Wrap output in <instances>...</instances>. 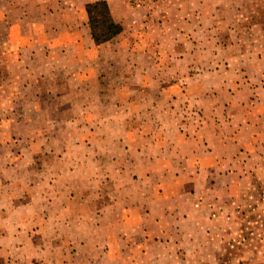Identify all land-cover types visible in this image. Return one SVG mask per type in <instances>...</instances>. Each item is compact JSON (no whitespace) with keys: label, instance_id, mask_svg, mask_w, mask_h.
I'll use <instances>...</instances> for the list:
<instances>
[{"label":"crops","instance_id":"0c3cea01","mask_svg":"<svg viewBox=\"0 0 264 264\" xmlns=\"http://www.w3.org/2000/svg\"><path fill=\"white\" fill-rule=\"evenodd\" d=\"M59 1L61 2H56L59 10L47 13L60 21L54 31L63 32L65 39L68 38L67 41L57 42L54 39L48 42L42 41L39 35L33 42L34 45L41 46L40 42L43 48L45 45L56 51L52 60L46 53H44L46 59L39 60L44 64V69H48L49 66L53 68V63L60 58L61 61L80 65L81 70L71 75L68 73L69 69L62 70L64 74L70 76L67 80L71 86L72 84H77L76 87L81 86V90H78V87L72 88L69 94L74 97L76 93L78 97L86 99L96 98L99 101L96 106L99 116H105V113L110 111L106 97H111V93L121 96L126 82L127 85L135 81L141 82V93H145L148 98H157L156 104H146L140 108L144 117L139 118L137 122L121 120L120 114L125 107L120 104L112 106L117 113L113 116L114 126L126 132L118 139L104 135L107 123L105 119H100L99 122L93 120L92 113L88 112L92 105L85 104L83 109L81 107L83 103L77 104V107L71 103L58 105L60 109L55 108L58 112L66 107L71 113L78 114L79 111L82 114L88 113L84 117L82 115L81 120L72 118L66 122V126H63L67 129L70 126L75 129L90 130V134L87 133L84 137L69 136L64 141L62 151L64 157L68 156L71 159L73 156L71 150L74 146L81 148L83 153L81 157L73 156L74 166L64 173L63 178H68L69 182L76 180L79 159L82 165L94 166L93 172L87 174L84 186L76 184V188L70 192L69 200L76 199L78 197L76 194H80V191L89 192L90 187H94L88 183L89 176L106 177L104 180L107 182L115 179L112 207L116 210V215L122 216L119 224L127 225L128 233L126 234L124 230L122 236H100L111 246L106 245L104 249L99 250L98 258L112 257L113 264H171L168 262L169 257L175 256L179 258L180 264H185L186 257L191 252L195 264H228L232 261L233 255L240 257L236 261L238 264H253L255 258L261 256L258 247L264 243V238L253 237L251 240L254 244L233 252L226 243L229 239L226 240L224 237L229 235V238L232 237L230 226L238 222L240 225L244 223L243 210H238L242 207L238 195L236 198L238 203L236 201L229 209L226 208L232 204V198L227 194L236 193L233 182L242 180L239 192L242 191L246 202L248 194L260 188V182H255V179L264 180V53H256V56H248L245 53L239 56L231 55L224 60L212 58L208 63L209 72L204 71L201 74L195 72L199 66L190 58L192 53L185 47L187 43L184 29L192 33L195 43L198 42L196 36L199 35L201 38L200 34L205 35L206 32L208 34L214 30L206 24L203 25L200 13H196V10L202 6L200 3L202 0H194L191 10L185 9L180 3L182 0H179L176 11L182 17H189V20L183 18L184 23L180 27L166 37L163 36L164 32L160 33V37L155 38V42L144 34L145 30L142 24L140 25L144 19L142 11L132 8L131 17L135 18L129 20V27L126 26L127 18L120 17L118 21L124 27L122 33L100 45L94 42L91 33L90 36L85 35L82 38L77 36L75 41L71 40L79 30L83 33L81 28L88 16L86 3L89 0H86L79 10H75L72 6L66 7L69 0ZM122 2L129 11L128 0ZM77 15L80 22L77 20ZM21 16H25V12ZM67 16L71 24L66 22ZM137 23L138 26H135ZM34 29L38 34L42 32L36 25ZM84 30H86L85 26ZM122 38L127 41L122 42ZM115 39L118 41L115 42ZM204 41L202 43L205 45L207 42ZM58 49L60 57L57 55ZM95 50L99 53L94 55ZM104 52L108 56H102ZM47 59L51 61L48 64ZM118 64L128 69V74L117 72L106 78L101 74L91 73L96 67L109 65L115 68ZM188 69H192L193 72L186 73ZM56 72L57 70L51 74V76L55 75V79ZM71 80L74 83H71ZM109 81L112 82L111 86H108ZM65 95L62 93L61 97L65 98ZM50 96H54V93ZM129 107L131 111L137 109ZM34 110L37 113H47L52 109L41 105ZM153 114L157 115L153 116ZM23 122L19 124H26ZM47 122V124L42 123L39 134H34L37 144L45 145L41 148L42 151H46L48 148L46 145L52 138L48 134L49 128L56 126L62 128L64 123L63 121L54 123L51 120ZM127 129L135 131L130 134ZM35 142L28 140V143ZM111 143L119 151L107 152L106 145ZM219 145L222 147L220 152ZM23 154L26 157V154ZM106 161L112 163L113 168L108 164L106 168ZM247 180L251 181V184H248ZM55 181V178L50 177L47 183L48 191H44L46 195L51 194L50 192H59V186L56 187L52 183ZM46 197L44 196V199ZM208 197L212 200H208ZM38 206L25 201L20 207L25 213L29 207L35 211ZM56 207L60 212L70 210L68 204H60ZM28 213L29 211L26 212ZM40 215H44L40 223L44 221L49 224H59L62 219V216L54 215L51 210ZM214 223L216 231L213 232L211 226ZM240 235L244 236L243 233ZM7 237L0 236V247H4ZM10 237L18 249L24 248L29 243L39 245L38 249L42 253L47 249L48 256H51L52 260L76 256L82 250L87 252L86 247L88 248L89 243L88 239L84 238L85 249L77 246L74 248L69 236H51L47 240L44 238L42 240L47 246L45 249L44 245L35 243L34 238L38 236ZM204 238L209 240L210 244L206 243ZM245 238L243 237L244 240ZM243 239L238 241L242 245L246 242V240L243 242ZM23 240L25 246L21 244ZM186 244L192 246L187 252L181 250ZM210 245L211 247H208ZM60 246H64V252H61ZM0 250L6 251V249ZM227 250L230 251L231 257L225 256L224 261L222 256ZM206 251L207 257L202 255ZM196 256H198L197 260ZM201 257L203 260L200 259ZM97 264L104 263L98 261Z\"/></svg>","mask_w":264,"mask_h":264},{"label":"rangeland","instance_id":"374dc122","mask_svg":"<svg viewBox=\"0 0 264 264\" xmlns=\"http://www.w3.org/2000/svg\"><path fill=\"white\" fill-rule=\"evenodd\" d=\"M57 1L61 2L59 0H0V236H8L5 238L4 247H0V249H6L3 252L0 250V264H97L98 261L104 264H113L112 257L100 256L103 257L102 259L98 257L99 250L104 249L106 245L111 246L100 236H122L124 230L126 234L128 233V226L119 224L122 216L116 215V210L112 207V192L115 187V179L107 182L104 180L106 177L96 178L89 176L88 183L94 187H90V191L85 193L79 189L81 193L76 194L78 197L74 200H69L70 192L76 188V184L84 186L87 179L86 176L93 172L94 166L82 165V161L79 159L80 165L76 167L78 172L76 180L73 179V182H69L68 178H63L64 173L74 166L73 156L81 157V153H83L81 148L74 146L71 150L73 153L71 159L68 156L64 157L62 152L64 141L69 136L84 137L87 133L90 134V130L75 129L68 125L67 129V127L63 126H66V122L72 118L81 120L82 115L84 117L88 113L82 114L80 111L78 114L71 113L66 107H63L64 109L58 112L55 108L60 109L58 105H70L71 103H74L76 107L77 104L81 105L82 103L81 107L85 104L92 105L88 112L92 113L91 117L93 120L99 122L100 119H105L107 123L104 135L108 138L118 139L126 132L114 126L113 116H116L117 113L112 106L120 104L125 107L123 113L120 114L121 120L137 122L139 118L144 117L140 110L142 106L157 103L156 97L148 98L145 93H141V82L135 81L129 85L126 82L125 87L122 88L124 93L121 96L111 93V97H106L110 111L105 113V116H99L96 109L99 101L96 98L89 97L86 99L78 97L76 93H74V97L69 94L72 88L78 87V90H81V86L78 85L76 87L77 84H72V87L67 80L70 76L64 74L62 70L69 69L68 73L70 75L79 72L81 68L78 63H68L65 60L61 61L60 58L53 63L54 69L51 66L48 69L43 68L44 64L39 62V60L41 58L46 59L44 53L52 60L56 51L45 45L43 48L40 42L41 46L34 45L35 37L40 35L39 38L47 42L52 39L57 42H66L68 39H65L63 32L57 33L54 31L56 24L60 21L47 13L48 11L55 12L59 10L56 6ZM85 1L69 0V3H66V7L72 6L75 10H79ZM107 1L117 21L120 17L127 18V27H129V20L131 21L135 18L131 17V9L142 11L144 19H142L140 25L142 24V28L145 30L144 34L150 36L153 42H155V38L158 39L160 37L162 32H164V37L173 33L176 28L184 23L183 18L189 20V17H182L176 11L179 0H140L139 6L136 0H128L129 11L122 2L124 0ZM180 3L185 9L191 10L194 0H182ZM200 3L202 6L196 10V13H200L201 23L214 30L208 34L206 31H202L206 33L205 35L200 34L202 39L199 35L198 37L196 36L198 38L196 44L193 36H191L192 33L184 29V38L187 43L185 47L192 53L190 58L194 59V62L198 63L199 66V69H194L195 72L200 74L204 71L209 72L210 65L208 63H210L209 59L212 58L224 60L225 57H230L231 55L239 56L245 53L248 56H256V53H264V0H202ZM23 12H25V16H21ZM66 18L68 19V16ZM77 20L80 22L79 15H77ZM66 22L72 23L69 19ZM88 24L87 16L86 20L83 21L86 30H84L83 26L81 28L83 33H80L79 30L73 35L71 40L75 41L80 36L81 38L85 35L90 36L91 32ZM138 24L135 26H138ZM34 25L42 30L40 34L35 32ZM205 29H207L206 26ZM117 41L115 39V42ZM126 41L127 39L123 40L122 38V42ZM203 41L207 43L204 45ZM57 51L59 52L57 55L60 57V50L58 49ZM95 53L96 50L93 54L95 55ZM101 55L104 57L108 56L106 52ZM87 58L89 59V57ZM49 61L47 59V64L51 62ZM92 69L94 68L92 67ZM50 70H52V73L57 70L56 79L55 75L51 76ZM117 72H126L128 74L129 70L119 64L115 68L104 65L96 67L91 73L94 75L101 74L103 77L109 78ZM185 72L192 73L193 70L188 69ZM71 83H74V81L71 80ZM111 84L112 82L109 81L108 86H111ZM48 93L50 95L54 93V96H50ZM62 93L66 94L65 98L61 97ZM167 102L169 103L170 101L168 100ZM41 105L52 110L47 113H37L34 108H40ZM129 106L137 108L136 111L135 109L131 111ZM50 120L54 123L61 121L64 123H62V128L57 126L49 128L48 134L52 138L51 140L49 139L48 145H46L48 146L46 151H42L41 148L45 147V145L37 144V138L34 137V134H39L38 131L42 123L47 124V121ZM22 121L26 124H19ZM171 128L174 129L172 126ZM126 131L132 134L135 130L127 129ZM99 134L101 135L102 133L100 132ZM25 138L36 142L28 143ZM116 148L112 143L106 145L107 152L115 153L114 151H119ZM68 149L70 150V146H68ZM221 149L222 147L219 145V152ZM23 153L26 154V157ZM75 160L77 161V159ZM105 164L106 168L107 164L110 168H113L112 163L106 161ZM53 174L55 176H52ZM50 177L56 179L52 183L56 187L57 185L59 186V192H50L51 194L46 195L44 191H48L47 183ZM92 178L93 180H91ZM255 180V182H260V188L248 194V201L245 202L242 191L239 192L242 184L240 179L233 182L236 193L234 195L233 193L227 194L228 197L232 198V204L226 208L229 209L236 201L238 203L236 198L239 196L241 200V203H239L242 207L238 210H243L244 223L241 224L242 226L239 222L230 226L233 232L232 237L229 238L230 235L224 237L226 240L229 239L226 243L230 246V251L233 252L254 244L251 240L253 237L264 236V189H262L264 180L263 178ZM246 182L251 184L249 180ZM44 196L47 197L44 199ZM208 200L212 199L208 197ZM223 200H225V197ZM25 201H29L36 206L41 204V206H38L35 211L29 207V213L26 214L28 211L24 213L20 207ZM60 204H68L70 210L68 212L58 211L56 206ZM50 210L54 215L62 216L59 224H49L44 221L40 223L44 215L39 216V214H44ZM34 215L36 216L35 218ZM98 215H101V217ZM214 226L215 223L211 226L213 227V232L216 231ZM240 233H243L244 236H241ZM10 236H38L34 240L35 243L40 245L45 244L42 241L43 238L47 240L51 236H69L74 248L77 246L83 249H85L84 238H87L89 243L87 245L88 248L86 247L87 252L82 250L79 255L70 256L66 259L59 257L56 260H52V257L48 256L47 246L44 245L46 252L42 253L38 249L39 245L29 243L25 246V240H23L21 244L25 247L18 249V246H14V240ZM243 237H246V242H244ZM242 239L243 245L238 242ZM204 241L210 244V241L206 238H204ZM247 241L249 242L245 245ZM233 244L235 246L231 247ZM211 245L208 247H211ZM260 245L258 251L261 256L255 258L253 264H264V243ZM63 247H59L62 248L61 252L65 250ZM191 247L190 244H186L181 250H186L187 252ZM67 251L72 252L70 250ZM230 251L227 250L222 259L230 255ZM203 254L207 257V251L203 252ZM193 258V253L190 252V255L186 257L185 264H195ZM195 258L197 260L198 256ZM239 258V256L233 255L232 261L228 264H238L236 261ZM200 259L203 260V257ZM168 262L180 264L179 258L175 256L169 257ZM204 262L208 263V261Z\"/></svg>","mask_w":264,"mask_h":264},{"label":"trees","instance_id":"16d2710c","mask_svg":"<svg viewBox=\"0 0 264 264\" xmlns=\"http://www.w3.org/2000/svg\"><path fill=\"white\" fill-rule=\"evenodd\" d=\"M86 12L91 36L97 45L113 40L124 30L122 23L115 19L107 0L87 2Z\"/></svg>","mask_w":264,"mask_h":264},{"label":"built area","instance_id":"2783aa9c","mask_svg":"<svg viewBox=\"0 0 264 264\" xmlns=\"http://www.w3.org/2000/svg\"><path fill=\"white\" fill-rule=\"evenodd\" d=\"M137 1V5L139 6L140 5V0H136Z\"/></svg>","mask_w":264,"mask_h":264}]
</instances>
